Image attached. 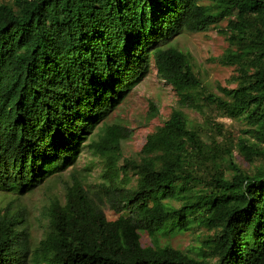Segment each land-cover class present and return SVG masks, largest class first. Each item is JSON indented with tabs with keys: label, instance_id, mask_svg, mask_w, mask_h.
Here are the masks:
<instances>
[{
	"label": "trees",
	"instance_id": "trees-1",
	"mask_svg": "<svg viewBox=\"0 0 264 264\" xmlns=\"http://www.w3.org/2000/svg\"><path fill=\"white\" fill-rule=\"evenodd\" d=\"M209 1H0V189L26 187L85 146L103 162L95 191L71 174L61 197L48 195L37 264H264V0ZM230 15L216 59L234 67V86L206 93L192 55L172 39ZM150 63L176 105L137 160L119 164L126 127L104 120ZM202 103L244 121L237 149L248 169L229 162L226 177L206 151L183 111ZM199 169L205 181L191 190ZM23 222L0 211V264H25ZM193 225L211 231L193 254L156 242Z\"/></svg>",
	"mask_w": 264,
	"mask_h": 264
},
{
	"label": "rangeland",
	"instance_id": "rangeland-1",
	"mask_svg": "<svg viewBox=\"0 0 264 264\" xmlns=\"http://www.w3.org/2000/svg\"><path fill=\"white\" fill-rule=\"evenodd\" d=\"M11 4L13 0H0ZM204 4H211L209 0H202ZM224 16L209 28L198 32L184 31L172 39L178 48L188 51L193 57V67L196 76L201 82L203 92L220 94L217 86L232 87L230 76L234 74V67L221 64L216 58L220 56L228 46ZM176 105V94L173 88L159 79L150 63L147 73L136 83L127 95L105 118L104 123L117 122L126 127V138L120 142L121 158L137 160L140 147L145 135L159 126L167 117L170 109ZM189 125L193 127L199 138L206 145L209 152L216 156V162L224 176L231 174L229 162L236 166L248 169L250 165L242 158L237 149L239 136L246 137L242 132L244 121L237 117H228L220 114L212 105L201 104L199 109L183 107ZM97 128L91 137H96ZM89 139H86V143ZM257 162V160L255 161ZM254 162V163H255ZM103 162L86 146L76 158L65 160L60 167H51L49 170L40 171L39 178L23 188L0 189V211L5 207L20 212L24 220V247L21 258L25 264H37L35 247L43 238L47 230L46 205L48 195L53 192L62 196L63 181L69 179L71 174L81 176L86 186L95 191L99 181V173ZM52 170L50 173L49 171ZM61 170V171H60ZM60 171V172H59ZM59 172V173H58ZM56 173V174H53ZM58 173V174H57ZM205 174L201 169L196 172V178L191 185V190L201 187L205 181ZM134 180V177H132ZM101 202V207L107 218L117 216L106 203L104 197L97 193L93 196ZM177 204V201H173ZM211 231L201 226L193 225L189 230L176 231L165 236L156 235V242L165 243L184 252L193 254L201 240L206 238ZM154 238L147 233L140 234L142 245L153 244Z\"/></svg>",
	"mask_w": 264,
	"mask_h": 264
}]
</instances>
